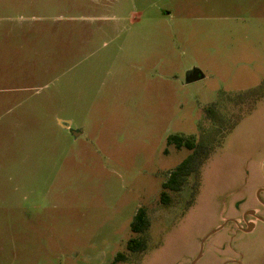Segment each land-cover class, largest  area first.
<instances>
[{
    "label": "rangeland",
    "instance_id": "obj_1",
    "mask_svg": "<svg viewBox=\"0 0 264 264\" xmlns=\"http://www.w3.org/2000/svg\"><path fill=\"white\" fill-rule=\"evenodd\" d=\"M263 83L264 0H0V264H264Z\"/></svg>",
    "mask_w": 264,
    "mask_h": 264
},
{
    "label": "trees",
    "instance_id": "obj_2",
    "mask_svg": "<svg viewBox=\"0 0 264 264\" xmlns=\"http://www.w3.org/2000/svg\"><path fill=\"white\" fill-rule=\"evenodd\" d=\"M264 91V83L260 88L251 91V94H260ZM249 94V95H251ZM264 97V96H263ZM207 114L215 119H218L214 108H208ZM169 145H175L176 148H188L192 153L186 160L182 162L173 172L170 173L169 179L163 185V192L161 193L162 202L169 204L171 201V194L180 192L186 184L189 176L199 172L203 164L205 155L207 156L206 147L198 145L194 137H185L182 135H170L168 138ZM152 226L151 218L146 208H140L131 223V231L133 236L127 243V252H120L116 256L112 264H123L129 259L128 254L142 253L148 249L149 240L148 232Z\"/></svg>",
    "mask_w": 264,
    "mask_h": 264
},
{
    "label": "water",
    "instance_id": "obj_3",
    "mask_svg": "<svg viewBox=\"0 0 264 264\" xmlns=\"http://www.w3.org/2000/svg\"><path fill=\"white\" fill-rule=\"evenodd\" d=\"M200 78H201L200 75H199V74H196V75H194V76L189 77V80L197 81V80H199ZM67 127H69V126H67ZM262 192H264V189H260V190L258 191V193H257V197H258L259 201H260L262 204H264L263 201H262V199H261V193H262ZM248 215H251V216L257 217V214H256V211H255V210H250V211L246 212V214H245V219L247 218ZM258 218H259V217H258ZM259 219H260L261 221H264V219H262V218H259ZM225 226H226V223H225L224 225H222L221 227H219L218 229H216V230H214L213 232H211V233L209 234V236H211V235H213V234H215V233L221 231ZM255 228H256V225H255L254 223H248L247 229H245L244 232H246V233H250V232H251L252 230H254ZM209 236H208V237H209ZM206 240H207V238L203 240L202 251H203L204 243L206 242ZM202 251H201V253L199 254V256L197 257V259L193 262V264H196V263L202 258V256H203ZM238 264H243V263H242L241 261H239Z\"/></svg>",
    "mask_w": 264,
    "mask_h": 264
},
{
    "label": "flooded vegetation",
    "instance_id": "obj_4",
    "mask_svg": "<svg viewBox=\"0 0 264 264\" xmlns=\"http://www.w3.org/2000/svg\"><path fill=\"white\" fill-rule=\"evenodd\" d=\"M264 203V202H263ZM263 206H264V204H263ZM260 220V219H259ZM261 221V220H260Z\"/></svg>",
    "mask_w": 264,
    "mask_h": 264
}]
</instances>
